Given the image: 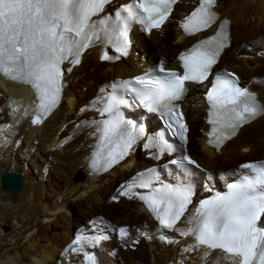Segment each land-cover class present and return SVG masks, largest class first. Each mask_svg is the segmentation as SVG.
<instances>
[{
	"label": "bare ground",
	"instance_id": "6f19581e",
	"mask_svg": "<svg viewBox=\"0 0 264 264\" xmlns=\"http://www.w3.org/2000/svg\"><path fill=\"white\" fill-rule=\"evenodd\" d=\"M125 1L114 0L104 13ZM192 2H175L163 24L148 33L133 28L136 49L116 61L101 60L97 42L83 52L79 64L66 60L61 65L59 103L48 114H41L39 124L29 123L38 110L35 90L0 75V176L16 170L23 177L15 203L0 188V264H233L224 252L198 242L193 235L194 218L200 203L213 188L234 177L241 162L264 158V111L214 149L206 139L205 87L189 84L180 105L189 123L186 147L206 176L196 177L191 203L171 228L161 229L156 215L141 199L145 190L139 185V175L153 165L146 151L133 145L106 171L89 163L104 89L157 59L165 68H177L179 52L199 36L182 34L181 25ZM212 9L229 20L230 45L217 64L236 70L240 85L255 91L264 109V51L257 50L251 57L241 48L231 50L235 44L264 42V0H215ZM162 31L163 39L159 37ZM138 49L145 56L135 51ZM245 61L250 62L246 71L241 67ZM187 100L190 105L183 108ZM198 124L199 135L189 137ZM75 171L79 175L72 181ZM202 187L205 190L201 192ZM63 213L68 219L61 225L55 223ZM83 218L90 222L84 227ZM7 219L14 224L9 232ZM258 224L264 227L263 217ZM52 226H59L60 232L51 233ZM121 229L126 230L125 235Z\"/></svg>",
	"mask_w": 264,
	"mask_h": 264
},
{
	"label": "snow or ice",
	"instance_id": "6c2138e0",
	"mask_svg": "<svg viewBox=\"0 0 264 264\" xmlns=\"http://www.w3.org/2000/svg\"><path fill=\"white\" fill-rule=\"evenodd\" d=\"M175 2L135 0L124 11L128 18L138 20L151 31L163 24ZM108 3L110 0H0V75L30 85L38 98L40 113L48 114L59 103L61 65L66 60L73 65L79 64L83 52L94 39H101V33L115 46L116 52L124 56L128 54L127 25L121 20L120 13L116 14L117 22L110 23L109 18L93 20ZM214 4L215 0H200L199 7L181 25L184 32L194 35L210 27L216 20V14L211 10ZM226 24L224 21L216 35L179 56L183 74L166 71L161 64L159 72L165 73L163 77L137 78L136 83L143 87L132 89L149 111L166 110L165 115L171 122L169 127L175 126L174 135L182 140H186L187 125L173 102L187 92L186 81L203 83L208 78L226 46ZM101 58L110 59L106 53ZM207 100L210 105L208 123L212 125L208 143L217 148L264 111L247 88L219 76L208 91ZM124 103L114 95L107 99L102 111L111 118L101 129L94 167L102 160L106 171L118 163L137 136L144 132L142 127L137 129L132 121L120 115L117 108ZM40 122V115L32 121L33 124ZM159 147L161 152L173 150L163 137ZM184 159L194 163L187 156ZM241 167L253 170L254 177L231 183L225 194L202 201L196 210L193 231L200 244L221 250L233 264H264V227L258 224L264 217V165L248 163ZM191 197L190 189L163 188L141 199L161 225L171 227L183 216ZM120 231L122 235L126 234L125 229Z\"/></svg>",
	"mask_w": 264,
	"mask_h": 264
},
{
	"label": "rangeland",
	"instance_id": "374dc122",
	"mask_svg": "<svg viewBox=\"0 0 264 264\" xmlns=\"http://www.w3.org/2000/svg\"><path fill=\"white\" fill-rule=\"evenodd\" d=\"M179 1V0H178ZM181 1V0H180ZM182 1H188V0H182ZM195 0H193V2H194ZM193 2H192V5L191 6H193ZM191 6H189L188 7V9H187V11L190 9V7ZM186 10V9H185ZM165 27H166V25H165ZM165 27H164V31H165ZM160 35H159V37L161 38V39H163L164 38V36H165V32H160L159 33ZM172 33H170L169 35H171ZM142 42H143V39H142ZM147 45L148 46H150V45H152V42L151 41H147ZM257 46V47H256ZM256 46H254V45H252L251 43H244V44H242V43H240V44H235V45H233V47L231 48V50L232 49H242L241 51L242 52H244L245 54H247V55H249V56H254L255 54H256V52H257V50H262V51H264V42L260 45H256ZM153 51V50H152ZM147 52L149 53V51L147 50ZM154 52V51H153ZM145 53V52H144ZM158 53V52H157ZM136 56V55H135ZM236 57H237V53H236V55H235ZM250 64V62L248 61H245V62H242L241 63V67L246 71L247 69H249L248 67H249V64ZM218 66H221V65H218ZM221 67H223V66H221ZM224 68V67H223ZM232 69V68H231ZM233 71H235L236 73H237V71L236 70H234L233 69ZM238 74V73H237ZM239 77L241 78V75L239 74ZM241 80H242V84H243V78H241ZM248 80V79H247ZM192 95V94H191ZM187 102V103H186ZM186 104H189L188 103V100L187 101H185L184 103H183V108H184V106L186 105ZM190 105V104H189ZM189 124V123H188ZM192 127H194V126H192ZM192 129V128H191ZM191 133H193V134H191V135H189V137H194V138H196V134H198L199 135V124H198V127H195V133L194 132H192L191 131ZM78 174H79V171H75L72 175H71V179L70 180H72V181H74V180H76L77 178H78ZM42 180L44 181L43 183H45V178H44V176L42 177ZM41 183H42V181H41ZM47 183V182H46ZM53 188L54 189H56V187H54L53 186ZM205 189L202 187V188H200V191L202 192V191H204ZM199 191V192H200ZM200 196V195H199ZM199 196H197V198L199 197ZM15 199H16V197H15ZM16 202V201H15ZM14 202V203H15ZM61 219H62V221H61ZM66 219H68V216L66 215V214H60L59 215V217H58V220L57 221H55V223H57L58 222V224H62L63 223V221H65ZM81 223L83 224V227L84 226H86L87 224H89L90 222L89 221H87L86 222V219L85 218H83L82 220H81ZM87 223V224H86ZM5 224H6V229H7V231L6 232H9L12 228H13V221L11 220V219H7L6 221H5ZM60 232V229H59V226L58 227H53L52 226V229H51V233H59Z\"/></svg>",
	"mask_w": 264,
	"mask_h": 264
},
{
	"label": "water",
	"instance_id": "95a60500",
	"mask_svg": "<svg viewBox=\"0 0 264 264\" xmlns=\"http://www.w3.org/2000/svg\"><path fill=\"white\" fill-rule=\"evenodd\" d=\"M36 117H37L36 115L31 114V116L29 117L30 125H35L32 123V121ZM22 182H23V177L19 171L16 170L4 171L1 174L0 188L8 192L11 203L15 202V196L18 193V191L21 189Z\"/></svg>",
	"mask_w": 264,
	"mask_h": 264
}]
</instances>
